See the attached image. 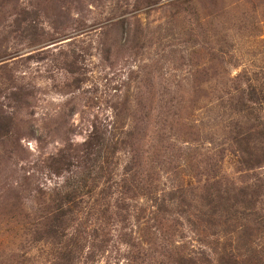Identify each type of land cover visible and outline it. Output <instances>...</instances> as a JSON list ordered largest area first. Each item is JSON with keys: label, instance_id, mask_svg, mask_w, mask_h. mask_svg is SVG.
Listing matches in <instances>:
<instances>
[{"label": "rangeland", "instance_id": "obj_1", "mask_svg": "<svg viewBox=\"0 0 264 264\" xmlns=\"http://www.w3.org/2000/svg\"><path fill=\"white\" fill-rule=\"evenodd\" d=\"M0 264H264V0H0Z\"/></svg>", "mask_w": 264, "mask_h": 264}]
</instances>
